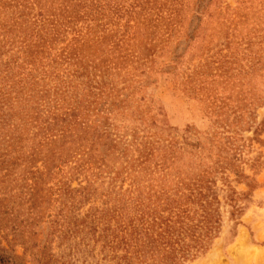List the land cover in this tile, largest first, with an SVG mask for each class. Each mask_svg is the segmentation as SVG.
<instances>
[{
    "label": "rangeland",
    "instance_id": "rangeland-1",
    "mask_svg": "<svg viewBox=\"0 0 264 264\" xmlns=\"http://www.w3.org/2000/svg\"><path fill=\"white\" fill-rule=\"evenodd\" d=\"M37 1L0 0V79L34 61L41 85L65 90L64 107L92 128L80 144L59 137L34 155L45 130L28 126L19 144L0 146V245L26 264H37L33 246L45 264H115L95 217L117 198L169 197L194 224L211 215L208 250L186 264H264V0H44L52 12ZM23 21L50 37L29 57L11 30ZM53 149L64 152L48 165ZM68 221L78 231L65 236Z\"/></svg>",
    "mask_w": 264,
    "mask_h": 264
},
{
    "label": "trees",
    "instance_id": "trees-1",
    "mask_svg": "<svg viewBox=\"0 0 264 264\" xmlns=\"http://www.w3.org/2000/svg\"><path fill=\"white\" fill-rule=\"evenodd\" d=\"M37 5L43 6L46 11L52 12L47 10L44 0H38ZM43 9H39V12H43ZM63 9L64 5L57 7L55 10L59 12L60 24L69 27L68 25L72 22V19L70 16L67 19V16L62 12ZM57 21L58 19H55V22ZM29 22L31 21H28V23L27 21H23L20 24L16 23L14 26H17L18 29H11L12 31L17 30L20 32L21 40L18 44L24 48L26 47L24 54L26 53L27 57L32 55V49L41 51L44 46L51 44L49 42L50 37L41 34L40 30L34 27L37 26L38 22L32 21L31 24ZM53 41H56V39ZM60 59L69 65H74L70 61L72 57L68 55H63ZM75 60H79V58ZM28 65L32 66V68L27 69L25 67L24 73L22 72L16 78L8 75L0 79V146L13 147L14 143L19 144L20 139L16 134L22 133L21 131H27L28 126L37 129L36 136H39L45 130L44 135L40 137L43 139L39 140L34 146L32 155L35 154V151H39V148L49 145L53 146L54 140L59 137L62 139L67 137L72 139L70 142L76 141L80 144L82 138L80 130L92 128V126L80 120L84 111L82 109L79 110V107H64L63 102L67 98L65 95L66 91H53L51 94L49 89L41 85L43 81L37 79L36 74L33 72L35 70L34 61H27L24 57V66ZM84 66H86L84 63L78 65V67ZM80 76L82 75L80 74ZM4 79L5 81L11 80L7 86L3 82ZM90 82L91 79L82 84L90 87ZM51 96H53L51 101L56 103L57 108L53 112L45 110L46 114H43L42 107L44 105L42 103H46V100L50 99ZM86 107L89 108V106ZM60 111H62L65 118H60L58 114ZM47 114H50V117ZM45 115L48 117V122L41 124L40 122H42ZM53 117L56 120L57 118L60 119L55 122ZM49 119L53 122L52 125L49 123ZM46 124L47 127L43 128ZM95 135L97 136V134ZM63 152L62 150L56 151L54 149L48 151L45 157L49 160L48 165L59 159ZM5 162L2 161L3 164ZM88 187L83 188L80 186L78 189L67 187V193L73 194L74 192L86 191ZM117 199L121 201L120 205L114 207L113 210L106 209L101 211L99 217H95L99 219L98 223L102 224L98 240L103 242L104 248L107 246L115 253L113 256L116 261L115 264H186V262L193 261L208 250L209 241L213 239L212 227L207 225L209 219H211L209 213L201 216L203 221L199 223L205 224L201 227L193 223V216L190 215V210H187V208L180 212L178 209L174 211L176 207H168L174 203V200L169 197L163 203L151 202L150 198H148V204L145 203L142 197H137L133 200L135 204L130 207L124 205L123 198ZM68 201L71 202V205L74 203L72 195H70ZM65 202L66 200L63 203L64 208L66 206ZM166 211H169L170 214L164 216L163 213ZM61 213L58 215L61 216ZM111 221L114 224H111ZM70 222H66L65 236L70 234L71 227H74L72 233L78 231V224L76 225V222L72 221L70 225ZM93 222L94 220L90 224H93ZM95 227L90 229L97 230L99 228L98 225ZM4 239L9 244L7 236ZM39 250L38 247L33 246L31 251L32 258L37 264H45V252ZM0 264L26 263L12 249H5L0 245Z\"/></svg>",
    "mask_w": 264,
    "mask_h": 264
}]
</instances>
